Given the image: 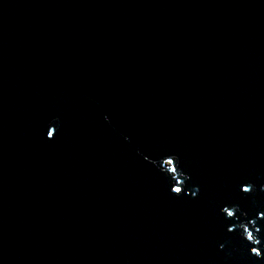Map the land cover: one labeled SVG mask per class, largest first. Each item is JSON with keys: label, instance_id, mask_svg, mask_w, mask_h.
<instances>
[{"label": "water", "instance_id": "obj_1", "mask_svg": "<svg viewBox=\"0 0 264 264\" xmlns=\"http://www.w3.org/2000/svg\"><path fill=\"white\" fill-rule=\"evenodd\" d=\"M0 264H264V0H0Z\"/></svg>", "mask_w": 264, "mask_h": 264}, {"label": "clouds", "instance_id": "obj_2", "mask_svg": "<svg viewBox=\"0 0 264 264\" xmlns=\"http://www.w3.org/2000/svg\"><path fill=\"white\" fill-rule=\"evenodd\" d=\"M49 138V137H48ZM50 139V138H49ZM230 214H232L233 215V212L232 211H230ZM246 229H247V227H246ZM247 233L249 234V237L251 238V241H253V242H257L258 241V239L255 237V236H253V234H250V231L249 230H247ZM246 237H248V235L246 234ZM253 239H255V241L253 240ZM255 251V250H254ZM257 255H259V253L257 252L256 253Z\"/></svg>", "mask_w": 264, "mask_h": 264}, {"label": "trees", "instance_id": "obj_3", "mask_svg": "<svg viewBox=\"0 0 264 264\" xmlns=\"http://www.w3.org/2000/svg\"><path fill=\"white\" fill-rule=\"evenodd\" d=\"M255 241V239H253Z\"/></svg>", "mask_w": 264, "mask_h": 264}]
</instances>
